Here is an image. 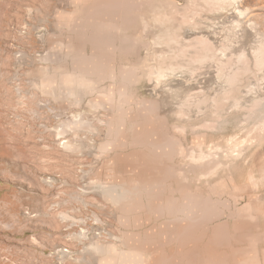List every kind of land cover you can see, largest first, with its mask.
I'll use <instances>...</instances> for the list:
<instances>
[{"label": "rangeland", "instance_id": "1", "mask_svg": "<svg viewBox=\"0 0 264 264\" xmlns=\"http://www.w3.org/2000/svg\"><path fill=\"white\" fill-rule=\"evenodd\" d=\"M95 1L0 0V264H110L119 253L141 255L146 264L164 255L166 264H264V109L217 119L208 109L181 122L176 108L156 104L154 87L151 100L145 58L160 33L156 7L164 0H138L143 6L134 14L149 29L136 20L128 28L136 47L100 52L115 80L79 98L44 90L41 80L70 70L63 55L69 42L78 51L82 38L69 39L68 24H80ZM171 1L177 9L189 4ZM206 68L185 82L193 92L214 83ZM240 71L241 92L230 95L253 97L250 105L264 100V80L255 91L258 77ZM121 72L140 75L135 95L123 87V110ZM110 186L133 194L115 204L103 195ZM198 212L213 217L195 226L189 216ZM220 234L232 236V245L222 247Z\"/></svg>", "mask_w": 264, "mask_h": 264}, {"label": "bare ground", "instance_id": "2", "mask_svg": "<svg viewBox=\"0 0 264 264\" xmlns=\"http://www.w3.org/2000/svg\"><path fill=\"white\" fill-rule=\"evenodd\" d=\"M139 1L96 0L85 10L84 21L82 20L78 25L68 24L71 33L69 39L74 34L82 38V43L79 42L78 51H74L72 50V43L69 42V49L67 47L63 57L66 61L68 60L70 70L67 69L68 71L56 79H49L50 82H45L46 78L43 81L41 80L44 90L49 91L53 96L77 94L79 98L84 93H90L98 89L102 80L107 78L115 80L116 75L113 73V69L108 68L107 65L106 68L102 67L104 55H101L100 52L107 50L114 55L127 49H133L136 47L135 45L139 44H136V41L134 42L126 32L135 23V20L136 23L142 25L144 30L149 29V23L145 21L144 15L134 14L138 7L142 8L143 6V2ZM196 2H200L197 3L199 5ZM188 3L187 7L183 9H177L171 0H164L163 5L159 8L155 6L158 15L157 20H155L158 22L160 33L154 35L153 43L152 40L150 43L152 46L147 52L148 57L145 58L148 62L146 64L145 80L151 84L149 86H152L151 89L149 88L152 91L151 100H154L153 93H159L156 104L159 106L162 104V107L167 104L174 109L176 108L178 114L175 117L178 116V120L181 122L193 120L195 117L198 118L203 112L206 114L208 109L213 112L212 115H209L211 119L220 118L223 115H228L231 111L239 109L240 111L245 109L244 111L248 116L259 109L263 110L264 100L262 98L257 100L254 105H250L249 103L254 99L253 97L240 98L242 96L233 97V94H230L232 92L237 93L240 89L237 84L244 79V77L238 78L241 69H244L246 74L249 73L246 76L255 74L258 77L257 82H253L252 87H254L250 89L257 91L256 89L261 86L262 80H264V0H189ZM194 5L198 8L194 9ZM175 13L180 15L178 18H181V20L179 19V23L177 22V26L173 28L177 19ZM195 36L197 37L195 38ZM193 38H195L194 47L190 46ZM87 45L91 47L90 52L85 50ZM191 47H193V50H191ZM158 51L160 53H155ZM191 55L194 57L191 58ZM231 59L233 60L229 64ZM204 67L213 69L212 72L215 73V76H211V73L210 76L215 79L214 83H211L212 86L202 93L199 91L203 89L200 90L201 88L198 86L199 91L196 89L193 92V84L187 86L188 84H185V82L195 80L194 77L199 76L195 73L200 68H202L200 71L203 70ZM195 70L197 71L195 72ZM139 76L138 72L136 74H132V72L120 73L119 79H117L119 82L117 92L118 108L121 110H123L124 103L128 100L123 87L126 84L131 86L133 95H135L137 91L134 87L137 86L140 80ZM208 82H211V80H208ZM153 87L155 92H153ZM247 88L246 90L251 91ZM131 93L129 92V94ZM251 93H253V90ZM218 95L223 96L220 104L217 102V99H220ZM104 96L105 99L102 104L113 97V94L109 93V95ZM228 111L229 113H227ZM193 157L196 158L193 162L205 158L204 154ZM102 190L107 199L120 205H123L124 201L133 194L131 188H126V186L125 188L110 186ZM212 217V213L198 212L190 215L189 221L191 224L198 226L204 220ZM246 235L248 234L246 233ZM234 236L239 238V236H245V234ZM254 238L251 240H254ZM219 239L223 245L222 247H226L224 245L227 244L231 246V241H234L233 237L227 234H220ZM97 249H100V247L98 246ZM156 259L157 257L153 256V264H155L154 260ZM160 259L163 260L159 264H166L165 255ZM108 261L110 264H146L141 255L138 257L125 256L123 253H119L117 257ZM212 263L214 261L209 259L206 264Z\"/></svg>", "mask_w": 264, "mask_h": 264}]
</instances>
